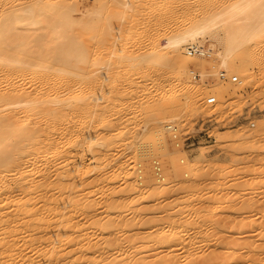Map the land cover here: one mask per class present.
I'll return each instance as SVG.
<instances>
[{
	"label": "rangeland",
	"instance_id": "rangeland-1",
	"mask_svg": "<svg viewBox=\"0 0 264 264\" xmlns=\"http://www.w3.org/2000/svg\"><path fill=\"white\" fill-rule=\"evenodd\" d=\"M70 1L76 5L72 15L83 22L90 16L88 21L92 28L90 37L82 39L79 45L87 49L76 54L77 68L67 71L74 74L71 80L73 86L68 91L69 98L81 102L86 97L93 104H99L91 114L86 112L80 117L79 127L86 130V135L109 139H104V146L99 141L88 142L86 139L73 153L71 160L67 158L60 166H49V169L52 167L51 173L48 168L46 171L49 182L42 190L40 188L41 191L38 188L41 196L37 189L33 193L34 188L30 191L32 195L29 190V195L26 193L32 187L29 183L36 177L30 182L21 183V189L26 187V192L19 191L24 193H17L19 196L16 194L14 198L19 200L21 206L23 203V207L33 205L36 206L35 210L43 209L44 218L52 215V219H49L51 216L46 218L52 224L46 225V228L42 226V233L39 231L35 237L33 231L16 227L11 237L16 247L10 250L14 255L12 257L1 245L0 249L4 250H0V264H108L109 260L117 264H170L172 261L173 264H221L224 258L226 261L223 264H252L251 259L260 253L261 245L264 246L262 15L252 24L253 32L250 30L246 34V29L240 27L241 22L233 25L237 28L235 36L252 37L251 47L259 56L254 57L252 63L240 57L237 65H224L216 55L217 45L206 33L194 43H182L181 55L197 59L187 66L188 76L195 86L188 90L177 81H167L169 63L166 59L142 63L138 59L148 58V53L155 46L163 47L169 38L180 30L184 31L194 16L208 13L219 3L197 5V0H187L186 5L161 3L163 5L158 7L159 22L156 26L148 18L142 23L137 20L132 27L133 38L125 41L124 37L119 38L120 31L116 33L114 30L118 22L124 25L128 19L122 8L114 5L116 0H102L100 7L96 2L100 3L101 0H95V3L94 0ZM120 2H125L132 9L130 13H134L139 3L150 1ZM96 6L101 8V15L99 10L94 12ZM110 12L117 13L118 19L115 17L111 22L108 21ZM258 12L261 13V10ZM94 14L100 18L99 23V18L93 20L97 18L93 17ZM102 24L109 31L103 33ZM255 27L258 30H254ZM108 32L111 34L108 35ZM190 44L201 46L204 56L188 55L185 48ZM129 57H133V61H129ZM222 70L226 73V80L219 78ZM231 76H236L238 82H231ZM218 96L221 98L218 107H214L215 103L206 102L208 97L218 100ZM156 119L158 123L153 126ZM170 127L176 129V138H172ZM231 131H237L243 138L239 142L223 138L224 134ZM161 135L162 138H159ZM155 162L160 167V177L155 173ZM57 170H60L59 173ZM127 172L133 177L137 190L127 188ZM51 176L55 178L54 181L60 179L59 182L51 181ZM61 178L64 180L61 181ZM66 178H70L69 181ZM157 179L165 184L163 190L155 188L159 184ZM51 184L54 188L57 186L61 193L55 192L57 190L51 188ZM153 184L156 186L153 187ZM48 186L53 190L49 188L50 194L45 190ZM243 188H247L248 193L241 194ZM74 192L79 199L72 198ZM43 194L48 196L44 197ZM51 197L52 201H56L55 205ZM13 208L9 204L5 206L6 210ZM20 219L15 223L16 226ZM61 219L64 221L60 222ZM105 224H108L107 227ZM29 232H32L31 235ZM2 237L0 232V239ZM25 238L31 243L27 244ZM50 251L53 253L51 257ZM7 252L11 258L7 257ZM206 256L208 262L201 259Z\"/></svg>",
	"mask_w": 264,
	"mask_h": 264
},
{
	"label": "bare ground",
	"instance_id": "bare-ground-1",
	"mask_svg": "<svg viewBox=\"0 0 264 264\" xmlns=\"http://www.w3.org/2000/svg\"><path fill=\"white\" fill-rule=\"evenodd\" d=\"M52 1L53 0H0V232L2 236H4L2 237L4 239L1 238L2 242H0V246L2 245L5 251H9V253L11 252L10 250L14 248L15 246L14 242L12 241L14 239L13 238L11 239V237L14 231L16 230V227L33 231V236L35 237L37 234L39 235L38 232L41 231L42 226L43 227L45 226L44 228H46L47 226L52 224L49 222V220L48 221L46 220L48 216H46V218L43 217L44 215L42 216L43 209L41 211L37 209L35 210L36 206H33V205L31 206L26 205L25 207H23L24 206L23 203L20 201L22 203V206H21V204L18 202L19 200H17V198H14L17 195L19 196V194L17 193L26 192L25 191L27 189L26 187L25 188L23 187L24 189H21L22 188L21 183L22 182L25 183L26 181L30 182L32 178L36 177L37 179L35 178L34 180H37V182L35 181L36 183L34 184V180H32L33 182L31 181V183H29L32 185V187L27 189L26 193L28 194V190H29V194L32 195L30 191H32L33 188H34L33 193L35 192V189H37L36 191L39 193L38 188L39 190L40 188L42 190L43 189L42 187L45 186V184L47 186V183L49 182V178H47L48 176L46 173L47 168L49 166H60L62 161H64L67 158H70L71 160L73 157V153L76 151L78 147H80L84 142H86V139H88V142L92 140L99 141L101 142V145L103 146H104V143L106 142L105 140L109 139L108 137L106 139L102 136L101 138L98 135H95L93 137L88 134L86 135L87 133L86 130L81 129L82 126L79 127L78 122H79L80 117L86 115L87 114L86 112L91 114L93 110L97 108L96 106H98L99 104L97 103L93 104L86 97H84L81 100V102H75L69 98V93H68L69 89H71V87L73 86V83H71V80L74 77V74L71 72H67V71L77 68L78 61H75L76 54L78 52H81L87 49L86 46L80 47L79 45L80 43H82L81 41L82 39L87 40L90 37L91 28H92L91 25H89L90 21H88L90 19L88 17L90 16L87 17L88 19L85 17L86 18L85 22H83V20L80 21L79 19L75 18L72 15L73 11H75L74 9L75 4H72L74 2L72 1L69 2V0L68 2L67 1L52 2ZM97 1H100V0H97ZM120 1L121 0H116L114 5H117L119 8L121 7L123 14H126L128 16V19H127L126 24L124 25H122L121 23H120L121 25H119V22H118L116 26L117 30L114 29L113 26L112 27L116 31V33L117 32L119 33L120 31L119 38L124 37L125 41H127L133 38L132 27L134 25V22H136L137 20L138 22H141L142 20L148 18L149 21L154 26H156V24L159 22L158 7L161 5V3H164V5L171 4V3H174V4L176 3V5L177 3L178 5L179 4L186 5L187 0H149L150 1L149 3L147 2L139 3L138 9L137 8L135 9V6L137 4L134 5L133 9L136 10V11H133L134 13H130L132 9L128 8L125 2H120ZM197 1H196L198 3V4L196 3L197 5L206 4L207 2L219 3V5L218 7L213 8L208 13H200L194 16L192 20H190L189 23H187L188 27L184 29V31L180 30L178 33H176L174 37L169 38L163 47L159 48L155 46L152 49V51L148 53L149 54L148 58L141 57L140 59H138L139 63H142L143 61L144 62L145 61L154 62L155 60H158V59H166L169 63L167 65L168 66L167 67L168 68L167 81L168 82L177 81L178 83L183 85L185 89H188V90L193 89L195 86L191 78L188 76L189 70L187 69V66L190 63H194L195 61H197V59H194L193 57H190L187 55L185 56L181 55L180 47L182 43L186 41H190L194 43L198 39L203 38V35L206 33L208 37L211 39V41L217 45L216 46L217 49L214 47L216 50V55L218 58L222 60L224 65L226 63L237 65L240 57L252 63L254 57L257 58L258 56L256 55L257 54L256 51L253 50L251 47L250 40L252 39V37L250 38L248 35H247L248 37L235 36L234 31H236L237 28L234 27L233 25L235 23L241 22L240 27H244V29H246L245 33L247 34V32L252 30V27H254L252 25L254 24V21L259 20L258 19L259 16L262 15L263 18L261 20L264 21V0H197ZM95 2L96 1L94 0V3ZM96 3H97L96 5L99 4V7H100V4H102V0L100 1V3L99 2H96ZM96 7H97V10L94 9L95 10L94 11L92 7H91L92 8L91 10H93L95 13L98 12L99 10L98 13H100L101 8L99 9L98 6ZM108 7L109 6L107 5V8ZM258 8L259 10H261V13L258 12L259 10L257 11ZM103 9H104V6L102 10ZM109 9L111 10L110 7ZM115 9L112 10L111 12L115 11ZM165 9L167 10V8ZM104 12L102 11V13ZM105 15L103 16L106 19ZM95 16L97 15L94 14L93 17ZM115 17H117V13H114V14L111 13L108 21L111 22L113 19H115ZM98 18L99 17L97 16V18L96 19L94 18L93 20L94 21L98 20ZM104 18L102 19L101 17L102 20H104ZM255 18L257 20H254ZM102 20H101V23H103ZM106 20L104 21L106 22ZM97 22L98 23L100 22V18ZM103 24L101 26V30L103 31V33L105 31L106 32L109 31L107 30V28H104L105 26L103 27ZM109 24L111 23H107L106 25H109ZM257 28L254 30H258ZM241 29L243 30V28ZM111 30L110 32L115 33L114 30L113 31ZM251 32H253V30ZM109 34L111 33L108 32V35ZM211 46H212V43H211ZM208 51H210V48L208 49ZM202 52L204 54L203 50ZM128 60L133 61V57H129ZM214 99L216 100V97H214ZM220 99L221 98L216 100L214 107H218L221 104ZM160 110L161 112L164 111V109H160ZM156 115L158 116V114ZM157 119L155 123L153 124V126L156 123H158ZM168 128L169 127H167V129ZM103 135L105 137L107 136L105 134ZM159 138H162V135L159 136ZM223 138H231L233 141H238L243 137L241 134H238L237 131H231L227 134H224ZM97 145L95 144L96 147H98ZM100 149H103V147ZM51 169L52 167L49 169L50 170L49 173H51ZM128 169L126 170L130 172V170ZM55 172L56 171H54V173ZM129 172H127L126 174L127 175L126 179L129 181L127 188L129 189L138 188L137 185L134 183L135 181L132 180L133 177L130 175ZM138 172H141V170H139ZM56 174H55V178H57ZM72 176L73 175H71V177ZM55 178L52 179V176H51V181H54ZM69 179L70 178H68L67 180L69 181ZM59 180L57 179L58 182ZM62 180L64 179L61 178V181ZM57 181H54V182L57 183ZM157 181L159 182V184L157 185V187H155L156 185L153 184L154 185L153 187L159 190H163L165 184H163L160 179H157ZM52 184L51 186L50 185L49 186L51 188H54ZM27 185H28V182H27ZM49 186L47 187L48 189L46 188L45 190H48L50 194ZM57 186H55V188ZM72 186L73 185H71V187ZM61 187L62 185L60 184V188ZM22 190H24V192H19ZM56 190L57 191L55 192H58V188H56ZM247 191H248L247 188H243L241 191V194H246L248 193ZM58 193H61V192H58ZM38 195L41 196L40 193ZM45 195L43 194L44 197ZM66 195L68 197V194ZM54 196L55 198L57 197L56 195ZM77 196L78 194L74 192L72 198L74 197L77 200L79 199L77 198ZM52 197H51V201L53 199ZM45 199H42V201H45ZM49 200H50V197L48 199V202ZM55 202H54V205H55ZM44 203L48 204L46 202ZM59 203H62V202H59ZM8 204L9 206L10 205L14 206L15 209L13 208L14 210H10V209L6 210L5 206ZM88 205L85 206L86 209ZM60 207L61 206H59L58 208L60 209ZM138 212L141 213L143 211L141 212L138 211ZM53 215L55 214L53 213ZM88 215H90V213ZM50 216L51 218H49ZM19 217H21V219L23 218L24 220L20 219L23 222L19 220V224L16 226L15 223L17 222ZM49 217H48L49 219H52V215H49ZM58 218L60 219V217ZM66 218L67 220L69 219L68 217ZM63 221L64 219L60 222H63ZM109 223H110V220H109ZM107 225L105 227H107ZM56 227H57V224H56ZM29 233L31 235L32 232H29ZM174 235H175V232H174ZM168 236L167 238H169ZM262 237L263 236H261V238ZM155 239L157 240V238ZM28 241L26 239V242ZM29 243L31 242H28L27 244ZM46 244H47V240H46ZM262 245L259 249L260 253L257 254L256 257H254V259H251L252 261L249 260L251 261L250 263L264 264V258H262V255H264V246ZM42 247L43 246H41V248ZM51 251L48 252L50 257L51 255H53ZM11 255L9 256L8 254L7 257L11 258ZM49 255H47V257ZM230 258H231V255H230ZM201 259H204V260L206 259V261L208 262L207 256L206 258L202 257ZM224 259L221 261L223 262ZM121 260L122 258L120 259V262ZM109 261L110 262H108V264L116 263V262L113 263V261L111 263V260ZM136 262H139V261H136ZM217 262H220V260H218ZM222 262L221 264H223ZM43 263L45 264V262ZM90 263H93V262L91 261ZM202 263L205 264L206 262L205 263L202 262ZM210 263L208 262L206 264H210ZM36 264H38V262ZM195 264H197V262Z\"/></svg>",
	"mask_w": 264,
	"mask_h": 264
},
{
	"label": "built area",
	"instance_id": "built-area-1",
	"mask_svg": "<svg viewBox=\"0 0 264 264\" xmlns=\"http://www.w3.org/2000/svg\"><path fill=\"white\" fill-rule=\"evenodd\" d=\"M185 52L188 55H191V56H196V55L204 56L203 52H202V47L197 45V44L187 45V47L185 48ZM194 77H196V76H194ZM219 78L221 80H226L227 79L225 71L222 70V71L219 72ZM229 80L231 82H238L236 76H231ZM206 102L208 104H214L215 103V99H214V97H210V98L206 99ZM175 130H176L175 128L170 127V133L172 134V138H176V131ZM154 164H155L154 165L155 173L157 174L158 177H160L161 176L160 167H159L157 162H155Z\"/></svg>",
	"mask_w": 264,
	"mask_h": 264
}]
</instances>
